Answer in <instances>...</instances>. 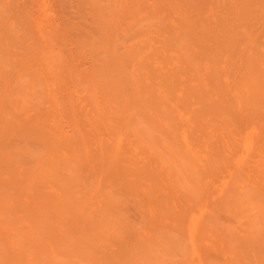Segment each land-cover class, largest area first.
<instances>
[{
	"label": "bare ground",
	"instance_id": "6f19581e",
	"mask_svg": "<svg viewBox=\"0 0 264 264\" xmlns=\"http://www.w3.org/2000/svg\"><path fill=\"white\" fill-rule=\"evenodd\" d=\"M0 264H264V0H0Z\"/></svg>",
	"mask_w": 264,
	"mask_h": 264
}]
</instances>
